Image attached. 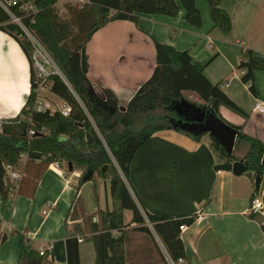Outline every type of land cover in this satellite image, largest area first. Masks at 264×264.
Instances as JSON below:
<instances>
[{
	"label": "crops",
	"instance_id": "0c3cea01",
	"mask_svg": "<svg viewBox=\"0 0 264 264\" xmlns=\"http://www.w3.org/2000/svg\"><path fill=\"white\" fill-rule=\"evenodd\" d=\"M70 1L61 4L62 11ZM196 3L203 15L202 29L187 24L181 7L175 18L141 14L138 23L118 20L97 31L86 46L88 79L97 89L111 90L125 107L153 75L156 41L189 51L194 62L205 65L210 82L223 86L222 91L248 118L226 108L220 109L221 116L264 143V115L254 109L257 103L264 104V71L254 72L255 91L251 92L239 68L247 49L264 59V0H225L221 7L231 16L229 34L215 28L205 0ZM30 69L18 41L0 30V130L1 123L14 119L25 105L31 91ZM46 100L61 101L51 93ZM163 115H167L164 110ZM203 139L176 129L155 133L135 156L128 188L143 215L196 217L181 237L190 264H264V216L248 213L256 177L216 171V165L225 161L213 151L211 137ZM80 176L72 171L62 174L52 165L33 196H10L6 204L0 196V264L18 263L23 237L35 250L46 249L47 264H68L66 242L76 229L81 233L78 239H83L81 262L96 261L88 238L97 212L112 210L110 183L96 175L78 191ZM131 220L132 213L126 211L125 222ZM135 228L132 224L127 230ZM130 259L134 253L128 251L127 264Z\"/></svg>",
	"mask_w": 264,
	"mask_h": 264
},
{
	"label": "trees",
	"instance_id": "16d2710c",
	"mask_svg": "<svg viewBox=\"0 0 264 264\" xmlns=\"http://www.w3.org/2000/svg\"><path fill=\"white\" fill-rule=\"evenodd\" d=\"M32 1L39 9L33 30L66 78L65 82L59 75L53 74L44 84L63 105L71 108V112L64 116L60 108L43 113L34 110L37 79L31 59V47L19 28L8 24L10 19L0 8V30L18 41L31 66V91L25 105L14 119L1 123L0 196L3 203H7L13 192V185L6 182L4 167L18 164L21 152L27 149V134L34 130L36 135L31 141L27 175L22 180L19 195L33 196L40 178L54 163L66 165L68 171L71 164L72 172L81 173L78 191L86 183L83 178L88 171L94 172L89 181L95 175L109 180L112 210L97 212L98 220L93 224V235L88 238L96 252L93 264H127V228L135 224L133 232H142L153 238L147 220L174 260L187 259L180 227L185 224L192 226L196 217L175 218L150 213L143 215L125 182V179L128 181L130 167L138 150L155 133L174 129L169 119L179 109H185L183 104L191 109L204 108L224 121L220 114L221 108L245 119L248 115L222 91L220 85L210 82L205 75V65L194 62L189 51H179L172 45L157 41L156 68L152 77L122 107L111 90L102 87L97 89L89 81L86 46L92 36L110 22L125 20L138 23L141 14L175 18L181 7L185 10L187 24L202 29L203 15L196 0H89L80 6L65 4V17L56 8L58 0ZM205 1L210 6L215 28L229 34L232 31L231 16L221 7L225 0ZM239 68L245 71L243 82L249 84V89L254 92V72L264 71V59L247 49L241 56ZM184 92L196 94L198 102L189 100ZM160 109L167 115H157ZM144 117L146 120L143 121ZM225 122L238 130L235 149L229 154L211 138L213 151L225 162L244 161L249 176L262 177L264 143L243 133L242 127ZM33 153H39L40 157L33 158ZM76 198L75 203L78 196ZM126 211L132 213V220L128 224L125 222ZM79 234L80 231L76 229L75 235L67 239L68 264H85L80 259ZM6 238L4 236L3 240ZM48 261L47 253L41 256L32 247L30 240L22 238L17 264H47Z\"/></svg>",
	"mask_w": 264,
	"mask_h": 264
},
{
	"label": "built area",
	"instance_id": "2783aa9c",
	"mask_svg": "<svg viewBox=\"0 0 264 264\" xmlns=\"http://www.w3.org/2000/svg\"><path fill=\"white\" fill-rule=\"evenodd\" d=\"M0 8L8 15L10 19L8 24L17 26L22 32L23 36L29 41L31 47V59L37 79V100L34 106V110L41 113L46 112L47 110H50L52 112L57 110L53 108V105L50 101L46 100L43 97V91H46V89L48 88L45 86L44 82L53 74L59 75L65 82L66 78L52 55L49 53L43 42L37 37L33 30L37 15L39 13L37 4L32 0H0ZM244 73L245 71H243V74ZM226 86H228V84ZM221 88H223V86H221ZM254 109L259 114L264 115V104L257 103ZM60 110L62 111V114L64 116H68L71 112V108L65 105H63ZM35 135L36 132L34 130H30L28 132L27 149L21 152L18 164L16 166L6 165L4 167L6 173V182L13 185V192L10 194V196L12 197L18 194V190L20 188L22 180L27 175V165L31 154V141L32 137H34ZM262 164L264 165V157L262 159ZM52 165H55L56 169H58L62 174L68 171L67 166L63 169L59 163H54ZM248 213L250 215L264 216V175L262 176L260 188L255 191V194L251 199ZM147 226L153 229L152 224L149 223L148 220ZM188 230L189 225H182L180 227L181 237ZM157 239L168 264H190L187 259L184 258L174 260L167 251L159 236H157ZM78 241L79 243H82L83 239H78ZM39 253L41 256H44L46 254V249L41 248L39 250Z\"/></svg>",
	"mask_w": 264,
	"mask_h": 264
},
{
	"label": "water",
	"instance_id": "95a60500",
	"mask_svg": "<svg viewBox=\"0 0 264 264\" xmlns=\"http://www.w3.org/2000/svg\"><path fill=\"white\" fill-rule=\"evenodd\" d=\"M185 113L179 112V115L184 118L175 119L170 118L169 121L174 129L180 130L184 133L190 134L193 137H202L209 135L214 139L219 146H221L227 153L232 154L236 140L238 137V130L228 125L223 119L204 108L191 109L185 104ZM234 126V125H233ZM237 127V126H236ZM33 158H39V153H33ZM69 170L73 171V167L69 164ZM216 171L233 172L236 175L246 173L248 168L244 161L237 162H223L215 167ZM94 175L93 171H88L84 176V182H88ZM262 177H257L255 181L256 190L260 188Z\"/></svg>",
	"mask_w": 264,
	"mask_h": 264
},
{
	"label": "rangeland",
	"instance_id": "374dc122",
	"mask_svg": "<svg viewBox=\"0 0 264 264\" xmlns=\"http://www.w3.org/2000/svg\"><path fill=\"white\" fill-rule=\"evenodd\" d=\"M64 1L67 0H58V4L56 5V8L59 10L60 14L65 17L66 12L62 11L63 10V5H61ZM86 0H72L69 3L72 2V4L80 6L85 3ZM43 97L45 99H50V91L47 88L46 91H43ZM184 95L188 97L189 100L193 102H198L199 98L197 97L196 94H191L190 92H184ZM48 97V98H47ZM53 108H61L62 104L61 101H55L51 100ZM163 110L160 109L157 112V115H162ZM173 118L178 117L177 114H174L172 116ZM226 121V120H225ZM203 140H209L208 135L203 136ZM61 166H65L64 164H60ZM96 176V175H95ZM124 178V177H123ZM125 179V178H124ZM126 182V179H125ZM132 230V229H131ZM151 231H153V238L149 237L148 235L142 233V232H133V231H128L127 232V238L129 239V243L127 244L128 251L130 253H134V259H130L129 263L130 264H168L167 260L164 256V253L159 245L158 239H157V234L154 231V229L150 228ZM138 253V255H137ZM137 257V259H136ZM136 260V261H135ZM133 261V262H132Z\"/></svg>",
	"mask_w": 264,
	"mask_h": 264
},
{
	"label": "flooded vegetation",
	"instance_id": "af4514ba",
	"mask_svg": "<svg viewBox=\"0 0 264 264\" xmlns=\"http://www.w3.org/2000/svg\"><path fill=\"white\" fill-rule=\"evenodd\" d=\"M179 112H181V113L184 114V113H185V109H183V110H182V109H179V110L177 111V113H176L178 117H176L175 119L184 118L183 116L179 115Z\"/></svg>",
	"mask_w": 264,
	"mask_h": 264
}]
</instances>
